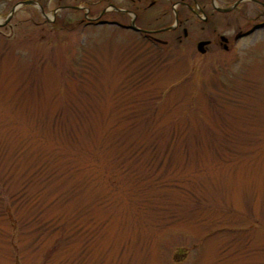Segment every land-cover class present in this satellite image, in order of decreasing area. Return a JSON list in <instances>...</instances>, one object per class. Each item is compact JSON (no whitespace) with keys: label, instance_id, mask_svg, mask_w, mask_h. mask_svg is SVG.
I'll use <instances>...</instances> for the list:
<instances>
[{"label":"rangeland","instance_id":"rangeland-1","mask_svg":"<svg viewBox=\"0 0 264 264\" xmlns=\"http://www.w3.org/2000/svg\"><path fill=\"white\" fill-rule=\"evenodd\" d=\"M67 1L72 26L59 0L0 25V264H264V26L202 55L215 34L191 10L162 45L87 24L111 1L101 19L130 23L134 0ZM226 1L205 8L235 34ZM160 2L143 24L174 21Z\"/></svg>","mask_w":264,"mask_h":264},{"label":"flooded vegetation","instance_id":"flooded-vegetation-1","mask_svg":"<svg viewBox=\"0 0 264 264\" xmlns=\"http://www.w3.org/2000/svg\"><path fill=\"white\" fill-rule=\"evenodd\" d=\"M7 1L9 5L10 2H13L11 0H7ZM145 1L146 0H136V1L134 0L137 8L134 18L135 24L140 28L137 31L140 32L141 35L146 37L152 43L167 45L168 43L171 42L170 39L162 38L161 36H159V34L162 32L171 31L176 35L178 41L183 42L184 39L189 37L190 35V29L188 28L187 25H185V20H187L189 16L184 13V10L186 11L191 10L200 19L202 23L201 30H206L215 34V36L210 35V36L202 37L199 40H197V49L202 55H207L215 51L231 52L233 49L236 48V46L238 45V43L242 38L249 36L255 30L264 26V11L259 10L258 12H256L254 16H249L248 13H247L248 15L246 14L243 6L247 0H232V1L228 0L221 5L213 3V9L218 12L237 11L238 14L241 15L242 17L243 16L247 17L246 23H240L238 25L239 29L235 32V34H227L218 31V26L213 19L214 11L206 10L205 8L206 0H169L168 3H165L167 5H164L163 11L167 13L169 9L168 4H170V8L173 10L177 8V12L174 15V21L170 24L163 25L160 27H149L142 23V16L145 12L146 13L149 12L151 8L161 6V2H160L161 0H150L147 3ZM255 1L264 5L263 0H255ZM200 2L203 3L202 7H199ZM13 3L14 4L11 8V11L16 5H19L17 6L16 10L23 6L24 7L38 6L40 9H42L44 14H46L45 10L48 6V0H15V2ZM109 5L111 6V8L106 6L101 11V13L98 16H96L97 20L89 19L87 21V24L99 25L102 23H106V24H114L115 26H120V22L118 20L115 19L111 20L107 18L101 19L102 16L106 14H110L109 12L112 11L113 13H117L120 15V6H118V4L111 1ZM194 6L198 7V10H195ZM83 7L84 6L79 4H71L67 0H59L58 5L55 8L53 23L59 22L63 26H72L74 22L60 15L58 11L64 10V11L73 12ZM13 15L14 13L12 14V16ZM11 17L8 16L4 22L0 23V25H4L5 23H7V21H9ZM201 41H206V43L202 46L204 51H201L199 48V43Z\"/></svg>","mask_w":264,"mask_h":264},{"label":"water","instance_id":"water-1","mask_svg":"<svg viewBox=\"0 0 264 264\" xmlns=\"http://www.w3.org/2000/svg\"><path fill=\"white\" fill-rule=\"evenodd\" d=\"M17 6H19V5H16V6L12 9V11H11L9 17H11L12 14L15 12ZM129 27H131V28H133V29H137V30L140 29V28L135 24V19L132 20V22L130 23ZM205 43H206V41H201V42L199 43V48H200L201 51H204L203 48H202V46H203Z\"/></svg>","mask_w":264,"mask_h":264}]
</instances>
